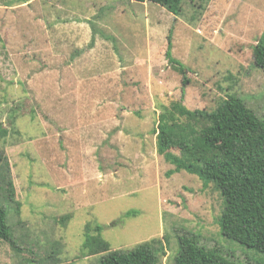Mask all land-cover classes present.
Here are the masks:
<instances>
[{"label":"rangeland","instance_id":"1","mask_svg":"<svg viewBox=\"0 0 264 264\" xmlns=\"http://www.w3.org/2000/svg\"><path fill=\"white\" fill-rule=\"evenodd\" d=\"M263 30L264 0H181L178 14L150 1L0 0V205L13 243L0 239V264H100L107 252L83 248L88 223L110 250L155 239L158 264H173L184 233L264 264L221 224L228 201L256 205L167 176L154 133L162 106L213 110L230 95L264 119L252 54Z\"/></svg>","mask_w":264,"mask_h":264},{"label":"trees","instance_id":"2","mask_svg":"<svg viewBox=\"0 0 264 264\" xmlns=\"http://www.w3.org/2000/svg\"><path fill=\"white\" fill-rule=\"evenodd\" d=\"M131 1H150L174 14L181 9V0ZM252 54L255 65L264 71V30L252 47ZM165 55L186 84L188 68L172 56L170 36ZM154 133L158 154L173 165L167 176L185 171L196 175L203 186L220 183L224 189H232L256 205L257 210L246 214L235 202L228 201L221 224L226 236L264 254V119L241 98L230 95L213 110H189L180 103L162 106ZM5 135L7 130L0 128V137ZM4 177L2 174L3 181ZM7 187L12 198L10 180ZM6 217V209L0 205V239L13 245ZM102 230L99 224L94 227L86 224L83 241L89 255L107 252L100 264H158L155 239L130 250H110V244L100 234ZM177 239L179 246L173 264H248L224 255L217 248L200 245L196 234L184 233Z\"/></svg>","mask_w":264,"mask_h":264}]
</instances>
